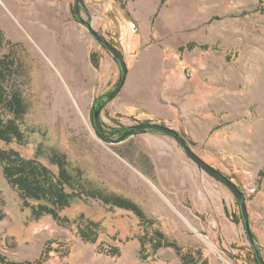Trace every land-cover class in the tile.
<instances>
[{
    "label": "rangeland",
    "instance_id": "rangeland-1",
    "mask_svg": "<svg viewBox=\"0 0 264 264\" xmlns=\"http://www.w3.org/2000/svg\"><path fill=\"white\" fill-rule=\"evenodd\" d=\"M83 1L80 16L120 49L128 67L122 89L101 111L103 127L155 122L180 132L196 154L244 191L264 259V0ZM74 4L0 0V61L8 60L7 85L21 92L27 108L20 122L25 140H0V147L40 160L64 153L69 172L80 171L89 189L133 200L151 222L81 198L61 213L100 222L96 242H85L72 221L32 218L0 165V254L32 260L47 249L44 264H184L170 246L140 258L138 237L158 229L194 261L202 256L207 264H259L231 191L198 168L172 137L144 131L112 144L99 134L95 98L111 91L120 67L76 17ZM59 63L73 78H61ZM44 64L66 89L87 93L85 102L75 97L81 113L57 107ZM187 88L189 115L169 117L171 98H181ZM100 245L118 246L120 255L99 252Z\"/></svg>",
    "mask_w": 264,
    "mask_h": 264
},
{
    "label": "trees",
    "instance_id": "trees-1",
    "mask_svg": "<svg viewBox=\"0 0 264 264\" xmlns=\"http://www.w3.org/2000/svg\"><path fill=\"white\" fill-rule=\"evenodd\" d=\"M94 56L95 53H91L92 64L97 67L98 59ZM6 61L5 59L0 61V140L6 143H21L25 140V135L20 128V122L27 108L21 92L7 85V78L4 74L7 66ZM104 96L95 98L92 115L94 109L104 101ZM124 129L123 126L119 129L104 128L106 133L115 136ZM44 160L33 156L26 157L13 147H0L2 173L7 182L18 192L22 206L29 209L32 218L37 219L48 215L60 224L71 223L72 221L76 224L77 234L83 241L96 242L101 231L99 221L85 217L82 213L74 219H70L61 213L64 209L69 208L74 201L87 197L99 200L109 206L131 211L139 218L141 224L151 222L140 205L133 200L122 195L89 189L86 183L82 181L80 171L77 174L69 172L64 153L54 152L49 160ZM47 163L56 166V170H53ZM152 235L154 237H147L146 234L138 237L139 253L142 260L155 255L160 248L170 246L176 249L184 264H207L202 256H199L198 261H194L187 255L188 253H181L177 242L171 240L164 232L155 229ZM147 243L150 244L149 251L145 249ZM98 251L112 256L120 255L121 252L118 246L111 245L108 247L100 245ZM144 251L146 253H143ZM47 259V249H44L38 258L32 260H12L6 255L0 254V264H44Z\"/></svg>",
    "mask_w": 264,
    "mask_h": 264
},
{
    "label": "water",
    "instance_id": "water-1",
    "mask_svg": "<svg viewBox=\"0 0 264 264\" xmlns=\"http://www.w3.org/2000/svg\"><path fill=\"white\" fill-rule=\"evenodd\" d=\"M80 6H84V1L75 0L74 10L77 18L81 23H83L86 26L88 31L95 37V39L112 53V55L114 56L120 67V74L114 87L111 89V91L105 94L104 101L93 111V123L99 134L104 139L111 142L112 144L120 143L139 131H157L172 137L178 143V145L181 147L184 153L198 166V168L202 169L204 172H206L208 175L212 176L214 179L222 183L231 191V193L233 194V196L235 197L236 201L239 204L245 231L249 239V242L253 247L256 260L259 264H264V259L257 246V239L249 225L248 211L245 204L244 191L239 187L237 183H235L226 174H224L222 171L215 168L214 166L206 162L198 154H196L192 150L188 142L186 141L185 137L180 132H178L175 128L171 126L164 125L161 123L139 122L137 124L126 126L125 129L115 137L110 136L108 133H106L101 123V111L104 108L105 104L108 103L110 100H112L122 89L128 73V67L124 60V55L120 51V49L114 44H112L105 37V35H103L98 30H95L88 19L86 20L80 16V11H79Z\"/></svg>",
    "mask_w": 264,
    "mask_h": 264
},
{
    "label": "bare ground",
    "instance_id": "bare-ground-1",
    "mask_svg": "<svg viewBox=\"0 0 264 264\" xmlns=\"http://www.w3.org/2000/svg\"><path fill=\"white\" fill-rule=\"evenodd\" d=\"M50 61H52V60L50 59ZM56 63H58V61H56ZM59 66H60V68L57 66H55V67H56V70L58 71V74H60L62 79L73 78L72 74L70 76L68 75L69 71L67 72L65 70V68L63 67V65H61L59 63ZM44 69L46 70V72H45V77H47L46 80H47L48 84L52 86V90H53L55 102H56L55 104L57 105V107H60L61 109L73 108L74 111H76V107H77V110H79V112L81 113L80 106H79L76 98L78 96V99L80 102H85L84 100L86 99L87 93H85L83 91L81 92L79 89L75 90L76 94H75V92L72 93L71 89H69V90L66 89V87L61 83L62 81H60L59 78L57 77L56 73L51 68L46 66V64H44ZM206 242H207L209 249L211 251H213V252L217 253L219 256L223 257V255L220 253V251L211 242H209V240H207Z\"/></svg>",
    "mask_w": 264,
    "mask_h": 264
},
{
    "label": "crops",
    "instance_id": "crops-1",
    "mask_svg": "<svg viewBox=\"0 0 264 264\" xmlns=\"http://www.w3.org/2000/svg\"><path fill=\"white\" fill-rule=\"evenodd\" d=\"M69 36V34H67ZM54 43V42H52ZM55 61H58L57 58H54ZM184 89L182 90L181 94H182V97H177L174 96L171 98V101H170V106L172 107L171 108V111L169 112L168 116L173 118V119H176V117H187L189 115L188 112L191 111L190 109V103H191V97H190V89L187 88L186 89V93H187V96L185 98L184 96ZM164 97H160V101L161 100H164L163 99ZM186 139V138H185ZM187 141V140H186Z\"/></svg>",
    "mask_w": 264,
    "mask_h": 264
},
{
    "label": "flooded vegetation",
    "instance_id": "flooded-vegetation-1",
    "mask_svg": "<svg viewBox=\"0 0 264 264\" xmlns=\"http://www.w3.org/2000/svg\"><path fill=\"white\" fill-rule=\"evenodd\" d=\"M81 9H83V6H80V7H79V11H80ZM74 12H75V10H74ZM75 15H76V14H75ZM76 17H77V16H76Z\"/></svg>",
    "mask_w": 264,
    "mask_h": 264
}]
</instances>
